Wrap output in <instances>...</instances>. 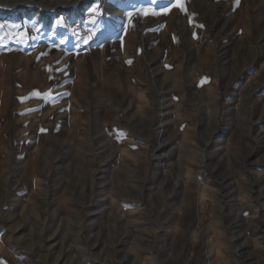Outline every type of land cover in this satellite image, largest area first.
<instances>
[{
	"label": "rangeland",
	"instance_id": "obj_1",
	"mask_svg": "<svg viewBox=\"0 0 264 264\" xmlns=\"http://www.w3.org/2000/svg\"><path fill=\"white\" fill-rule=\"evenodd\" d=\"M0 25V264H264V0Z\"/></svg>",
	"mask_w": 264,
	"mask_h": 264
},
{
	"label": "snow or ice",
	"instance_id": "obj_2",
	"mask_svg": "<svg viewBox=\"0 0 264 264\" xmlns=\"http://www.w3.org/2000/svg\"><path fill=\"white\" fill-rule=\"evenodd\" d=\"M153 2H155V0H153ZM177 6L180 8L181 11H183V5L181 3L178 2ZM165 14H166V10H165ZM62 21L58 20L57 24H61ZM3 25H0V28H2ZM14 27H18V26H14ZM23 37V33L20 34ZM64 41L62 40L61 43H63ZM49 79H52V77L50 76ZM49 92H51V89L49 90ZM32 96H35L36 98H43L45 101H47L48 99V94H43V96L40 93H33ZM22 99H27V98H22ZM54 99V97H53ZM41 131H45L44 129H41Z\"/></svg>",
	"mask_w": 264,
	"mask_h": 264
},
{
	"label": "bare ground",
	"instance_id": "obj_3",
	"mask_svg": "<svg viewBox=\"0 0 264 264\" xmlns=\"http://www.w3.org/2000/svg\"><path fill=\"white\" fill-rule=\"evenodd\" d=\"M129 1H130V0H127V2H129ZM28 6H29V5H28ZM36 6H37V5H36ZM9 8H11V9L13 8V9H14V8H17V6H10ZM51 8H52V7H51ZM68 10L70 11V7H69ZM51 11H52V10H51ZM71 12H72V10H71ZM65 13H67V12H65ZM117 15H120V13L117 14ZM21 16L24 17L25 15H21ZM161 127H162V126H161ZM159 145L163 146V144H161V143H160Z\"/></svg>",
	"mask_w": 264,
	"mask_h": 264
}]
</instances>
